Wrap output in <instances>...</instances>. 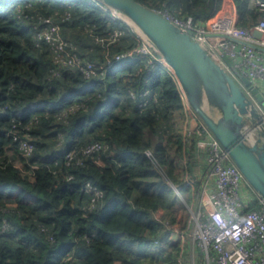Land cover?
Masks as SVG:
<instances>
[{"label": "trees", "instance_id": "trees-1", "mask_svg": "<svg viewBox=\"0 0 264 264\" xmlns=\"http://www.w3.org/2000/svg\"><path fill=\"white\" fill-rule=\"evenodd\" d=\"M140 1L205 22L224 0ZM235 1L240 25L264 18L249 0ZM50 16L67 49L96 64L93 79L57 65L39 43L38 25ZM116 30L123 32L109 42ZM137 35L88 0H0V264H188L166 223L178 221L176 187L192 199L180 85L145 59H124L102 74L111 58L139 44ZM149 87L155 97L142 104ZM12 130L21 139L29 134L31 155ZM95 142L108 147L67 164V151L80 155ZM89 181L105 192L94 209L84 189Z\"/></svg>", "mask_w": 264, "mask_h": 264}, {"label": "built area", "instance_id": "built-area-1", "mask_svg": "<svg viewBox=\"0 0 264 264\" xmlns=\"http://www.w3.org/2000/svg\"><path fill=\"white\" fill-rule=\"evenodd\" d=\"M88 3L103 8L112 20H123L101 0H88ZM249 5L264 11V0H249ZM155 10L202 44L209 55L245 90L264 120V99L259 100L251 85L243 80V76H247L251 84L256 85L264 95V18L246 27L239 24L238 12L220 10L215 16L201 22L193 16H176L167 10ZM38 26L40 28H37L36 37L39 43L50 47L57 65L78 67L89 80L96 76L95 63L83 62L78 52L67 49L59 22L50 16L42 18ZM122 32L116 30L110 35L109 42L115 41ZM137 36L139 44L111 58L103 65L102 74L107 75L117 62L124 59H145L153 66V70L161 65L179 83L155 49L140 35ZM180 89L186 109L185 150L193 159V163L189 164L193 174L189 178L192 199L188 200L189 194L185 195L178 187L176 189L188 204L191 217L185 229H177L170 220L166 222L173 230L171 241L181 245L180 261L184 263V259L189 258L192 264H198V256L202 254L206 261L204 264H264V199L250 185L229 152L203 121L197 129L191 127L196 113L181 85ZM132 94L135 95L134 92ZM143 96L145 99L142 104L155 97L150 87L145 89ZM248 127L251 135L256 136L252 124ZM195 133L197 137L193 144ZM11 134L16 141L21 140L20 149L25 156L33 153L35 146L28 133L22 139L16 130H12ZM107 147L105 143L95 142L81 151L80 155L78 149H72L67 151L65 160L69 165L83 164L87 157ZM148 154L152 155L151 151ZM84 189L91 195L89 208H96L104 199L105 192L91 181L86 183Z\"/></svg>", "mask_w": 264, "mask_h": 264}, {"label": "water", "instance_id": "water-1", "mask_svg": "<svg viewBox=\"0 0 264 264\" xmlns=\"http://www.w3.org/2000/svg\"><path fill=\"white\" fill-rule=\"evenodd\" d=\"M145 39L174 72L193 106L191 127L203 121L264 199V120L245 90L202 44L140 0H101ZM259 100L260 89L243 76ZM252 124L256 136L248 125Z\"/></svg>", "mask_w": 264, "mask_h": 264}, {"label": "rangeland", "instance_id": "rangeland-1", "mask_svg": "<svg viewBox=\"0 0 264 264\" xmlns=\"http://www.w3.org/2000/svg\"><path fill=\"white\" fill-rule=\"evenodd\" d=\"M72 30V29H71ZM80 31L78 30H75L74 33H71L74 34V35H80L79 33ZM81 40H84V39H81ZM126 93L123 92V96H122V99H124V97L126 96L125 95ZM54 150V148H50V150H47L46 149H42L41 152H42V158H40L41 160L43 161H47L46 158H48V155L52 154V151ZM184 194L187 195V192H184ZM179 202L177 204V208H176V215H177V218H178V221L176 222V226H177V229L181 228V229H185L188 224V222L190 221V210H189V206L188 204L182 199V196L179 195ZM174 239H177V236H174L173 237ZM184 262L185 263H188V264H192V260H190L189 258H185L184 259ZM204 262H206L204 260V257L202 256V254H199L198 256V264H204Z\"/></svg>", "mask_w": 264, "mask_h": 264}, {"label": "crops", "instance_id": "crops-1", "mask_svg": "<svg viewBox=\"0 0 264 264\" xmlns=\"http://www.w3.org/2000/svg\"><path fill=\"white\" fill-rule=\"evenodd\" d=\"M222 11V12H238V6L236 4V1L235 0H224L219 11ZM158 216L159 217H163L164 214H165V211L164 210H159L158 211Z\"/></svg>", "mask_w": 264, "mask_h": 264}]
</instances>
